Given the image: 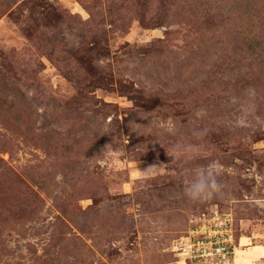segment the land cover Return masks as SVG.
Instances as JSON below:
<instances>
[{"label":"rangeland","instance_id":"rangeland-1","mask_svg":"<svg viewBox=\"0 0 264 264\" xmlns=\"http://www.w3.org/2000/svg\"><path fill=\"white\" fill-rule=\"evenodd\" d=\"M0 264H264V0H0Z\"/></svg>","mask_w":264,"mask_h":264},{"label":"clouds","instance_id":"clouds-1","mask_svg":"<svg viewBox=\"0 0 264 264\" xmlns=\"http://www.w3.org/2000/svg\"><path fill=\"white\" fill-rule=\"evenodd\" d=\"M220 185L216 180V171L212 168L201 169L195 179L186 187L185 194L193 199L206 198L218 192Z\"/></svg>","mask_w":264,"mask_h":264},{"label":"built area","instance_id":"built-area-1","mask_svg":"<svg viewBox=\"0 0 264 264\" xmlns=\"http://www.w3.org/2000/svg\"><path fill=\"white\" fill-rule=\"evenodd\" d=\"M196 241H199V239H197ZM206 242V240H205ZM198 243H195V240H192L191 238L188 239L187 241V244H186V247L184 248L185 249V253L187 255H191L193 253V248L195 249V247L197 246ZM214 249H218L220 248L221 249V252L225 254V252L227 253L228 250H226L225 247H223L222 245L220 244H215L214 246H212ZM192 256V255H191Z\"/></svg>","mask_w":264,"mask_h":264},{"label":"trees","instance_id":"trees-1","mask_svg":"<svg viewBox=\"0 0 264 264\" xmlns=\"http://www.w3.org/2000/svg\"><path fill=\"white\" fill-rule=\"evenodd\" d=\"M242 6H243V8H247V9H249V7H251V6H249V2H247V1L244 4H242Z\"/></svg>","mask_w":264,"mask_h":264}]
</instances>
